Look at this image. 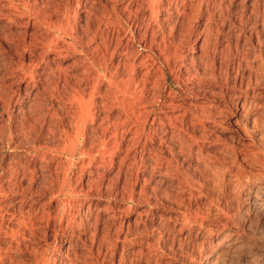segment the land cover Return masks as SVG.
Masks as SVG:
<instances>
[{
	"label": "rangeland",
	"instance_id": "obj_1",
	"mask_svg": "<svg viewBox=\"0 0 264 264\" xmlns=\"http://www.w3.org/2000/svg\"><path fill=\"white\" fill-rule=\"evenodd\" d=\"M262 187L264 0H0V264H258Z\"/></svg>",
	"mask_w": 264,
	"mask_h": 264
},
{
	"label": "bare ground",
	"instance_id": "obj_2",
	"mask_svg": "<svg viewBox=\"0 0 264 264\" xmlns=\"http://www.w3.org/2000/svg\"><path fill=\"white\" fill-rule=\"evenodd\" d=\"M20 2V1H19ZM19 4H15L14 2L12 1H7V6H5L9 11L11 10V13L12 11H15L16 13L19 12V14H25L28 16L29 18V22H28V26H31L32 28H38V27H45V29L49 30L51 29V25L45 21V18H43L39 13L37 12H34L33 15L30 13V8H27L25 5H23V8L19 7L18 6ZM2 6V5H1ZM25 6V7H24ZM3 7V6H2ZM27 8V9H26ZM14 14V13H13ZM25 18V17H24ZM8 19V18H7ZM10 20V19H9ZM57 27V26H56ZM51 31V30H49ZM62 33V40L63 39H67V37H69V31L67 30V28L65 27L64 30L61 31ZM72 36V34H71ZM47 37V36H46ZM51 37V36H50ZM25 39V38H24ZM34 39V38H33ZM40 40L42 38H39ZM38 40V39H37ZM46 43H44V48L45 49H52L53 48V51L54 53L58 54L57 56H59V58H62V59H66L74 50L73 46H69L67 45L66 43L62 42L61 44L59 43V40H56L54 38H49V39H46ZM59 44L61 45V47H59ZM149 56V55H148ZM83 60V59H82ZM28 69V68H27ZM70 69V68H69ZM66 70V69H65ZM62 66H58L57 68L53 69V68H49V71L50 73L57 77H59V74H63V72L65 71ZM66 72V71H65ZM65 74V73H64ZM66 75V74H65ZM60 76V77H61ZM73 79V78H72ZM59 80V79H58ZM69 80V79H67ZM56 82V85L58 83L57 80H55ZM60 83V82H59ZM63 83V82H61ZM67 83V82H66ZM64 85V83H63ZM68 85V84H67ZM68 87V86H67ZM43 88V87H42ZM70 92L72 93L71 95V104L73 105V87H70ZM79 108H80V112L77 113V116H75V119H76V127H77V135H79L82 131L81 129H79L80 126H83V128L85 127V125L87 124L88 122V118L90 113L88 111L89 107L86 105V102L83 100V98L79 97V98H75ZM172 104V103H171ZM175 107V106H174ZM173 110V109H172ZM179 111V110H178ZM78 112V111H76ZM177 112V111H175ZM71 118H72V121H73V112H71ZM204 112H202L203 114ZM181 114V113H180ZM172 115L169 117V119H173L174 121H179L177 119V117L180 115ZM170 115V114H169ZM165 119V117H164ZM71 120V119H70ZM182 121V120H181ZM181 123V122H180ZM177 124V123H176ZM179 128H181V126H179ZM107 130V129H106ZM70 133V132H69ZM176 136V135H175ZM122 138V137H121ZM67 139H69L68 141L70 142V146L72 145V149H71V152L73 151V143H74V140H73V137L70 138L68 137ZM68 142V143H69ZM70 148V147H69ZM251 150V149H250ZM73 153V152H72ZM215 155V154H214ZM246 156V155H245ZM194 173V172H193ZM235 175V174H234ZM238 176V175H237ZM236 177V176H235ZM240 177V175H239ZM238 177V179H239ZM237 178V177H236ZM242 179V177H240ZM236 180V179H235ZM243 180V179H242ZM237 181V180H236ZM235 181V182H236ZM238 181H241L240 179ZM260 187V186H259ZM261 189V188H260ZM233 192V191H232ZM253 205L255 206H258V209H257V213L258 214H261V212L263 211L264 209V188L262 187V190H258L255 195H254V201L252 203ZM255 206H254V209H255ZM251 209V208H250ZM249 209V210H250ZM261 216V215H260ZM185 221V220H184ZM21 222V221H20ZM216 222V221H215ZM229 235V234H228ZM261 238V237H260ZM258 238V236L256 237L255 235H251V236H246L244 234V232L241 230H236V231H232L231 233V243L228 244L225 249H221L220 252H218V254H216L217 256H215V259H219L221 257V254H224V255H231L233 252H235V250L239 249L240 246L243 245H246V247H252L254 248L253 246L256 244L257 240H260L261 239ZM263 238V237H262ZM242 244V245H241ZM250 248V249H252ZM239 251V250H238ZM244 252V251H243ZM258 252V251H257ZM263 255H260V257L258 258V264H264V252H262ZM209 257V256H208ZM211 257V256H210ZM223 258V257H222ZM207 259V258H206ZM230 259V258H229ZM252 259V258H251ZM214 261V260H213ZM216 261V260H215ZM237 261V260H236ZM151 262V261H150ZM190 262V261H189ZM188 262V263H189ZM211 262V261H210ZM232 262V261H231ZM211 264V263H210ZM216 264V262L214 263ZM254 264H257V263H254Z\"/></svg>",
	"mask_w": 264,
	"mask_h": 264
}]
</instances>
